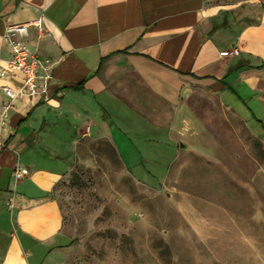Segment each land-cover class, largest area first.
Returning <instances> with one entry per match:
<instances>
[{"label": "crops", "instance_id": "obj_1", "mask_svg": "<svg viewBox=\"0 0 264 264\" xmlns=\"http://www.w3.org/2000/svg\"><path fill=\"white\" fill-rule=\"evenodd\" d=\"M262 1L0 0V67L10 58L6 27L38 19L42 30L29 26L24 42L52 63L38 80L50 75L48 99L15 101L0 127V264H66L75 243L54 192L86 143L109 142L128 174L152 186L178 140L201 129L196 91L260 124ZM5 85L15 86L0 79V103ZM18 163L26 175L15 182Z\"/></svg>", "mask_w": 264, "mask_h": 264}, {"label": "rangeland", "instance_id": "obj_2", "mask_svg": "<svg viewBox=\"0 0 264 264\" xmlns=\"http://www.w3.org/2000/svg\"><path fill=\"white\" fill-rule=\"evenodd\" d=\"M192 108L201 129L178 140L157 186L135 181L109 142L81 148L54 192L75 240L66 264H264V130L201 91Z\"/></svg>", "mask_w": 264, "mask_h": 264}, {"label": "built area", "instance_id": "obj_3", "mask_svg": "<svg viewBox=\"0 0 264 264\" xmlns=\"http://www.w3.org/2000/svg\"><path fill=\"white\" fill-rule=\"evenodd\" d=\"M29 26H36L42 30V20L10 25L6 27L3 34L4 41L10 47V58L4 61V65L0 67V79H10L15 86L5 85L1 87V91L7 100L0 103V127L8 125L10 112L15 101L20 99L33 101L38 96L47 100L49 96L48 80L50 75H46L41 83L38 80L41 71L48 69L52 63L49 59H43L28 50L24 37L27 35ZM239 54L238 48H233L228 52L229 56H238ZM25 175L24 167L19 163L16 164L12 171L14 181H21ZM7 206L11 208V201L7 202Z\"/></svg>", "mask_w": 264, "mask_h": 264}, {"label": "trees", "instance_id": "obj_4", "mask_svg": "<svg viewBox=\"0 0 264 264\" xmlns=\"http://www.w3.org/2000/svg\"><path fill=\"white\" fill-rule=\"evenodd\" d=\"M243 22H245L246 24H251V23H254V21H252V20H250V19H247V18H244L243 20H242ZM216 28V25L214 26V29ZM259 69H261V68H264V64L263 65H260L259 67H258ZM259 122H260V124L262 125V122L259 120ZM262 128L264 129V126H262ZM75 243V240H72L71 242H70V244H74Z\"/></svg>", "mask_w": 264, "mask_h": 264}]
</instances>
